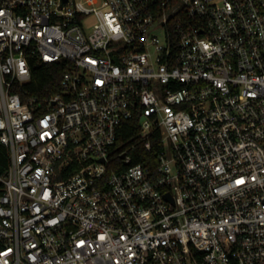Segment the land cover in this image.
Listing matches in <instances>:
<instances>
[{
	"label": "built area",
	"instance_id": "built-area-1",
	"mask_svg": "<svg viewBox=\"0 0 264 264\" xmlns=\"http://www.w3.org/2000/svg\"><path fill=\"white\" fill-rule=\"evenodd\" d=\"M0 148V264H264V0H0Z\"/></svg>",
	"mask_w": 264,
	"mask_h": 264
},
{
	"label": "trees",
	"instance_id": "trees-1",
	"mask_svg": "<svg viewBox=\"0 0 264 264\" xmlns=\"http://www.w3.org/2000/svg\"><path fill=\"white\" fill-rule=\"evenodd\" d=\"M30 81L19 86L13 92L19 94L21 100L26 102L30 98L43 100L59 91V84L62 75L67 67V63L43 64L36 59L29 62ZM121 132L117 138V144H131L136 132L138 131V121L125 122L121 126ZM157 144L152 145L151 152L145 151L141 145H138L135 152L132 153L134 164L154 165L155 152ZM6 151L0 148V172L6 167Z\"/></svg>",
	"mask_w": 264,
	"mask_h": 264
},
{
	"label": "rangeland",
	"instance_id": "rangeland-1",
	"mask_svg": "<svg viewBox=\"0 0 264 264\" xmlns=\"http://www.w3.org/2000/svg\"><path fill=\"white\" fill-rule=\"evenodd\" d=\"M94 20L91 18L88 20V23L86 24V31L90 30L91 25L93 24Z\"/></svg>",
	"mask_w": 264,
	"mask_h": 264
}]
</instances>
